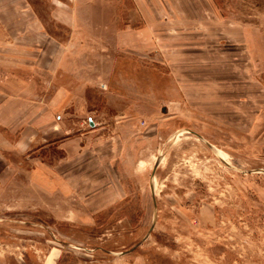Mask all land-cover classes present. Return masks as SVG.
I'll use <instances>...</instances> for the list:
<instances>
[{
	"label": "rangeland",
	"instance_id": "obj_1",
	"mask_svg": "<svg viewBox=\"0 0 264 264\" xmlns=\"http://www.w3.org/2000/svg\"><path fill=\"white\" fill-rule=\"evenodd\" d=\"M43 55L114 174L42 189L0 145V264H264V0H0V78L52 88Z\"/></svg>",
	"mask_w": 264,
	"mask_h": 264
},
{
	"label": "crops",
	"instance_id": "obj_2",
	"mask_svg": "<svg viewBox=\"0 0 264 264\" xmlns=\"http://www.w3.org/2000/svg\"><path fill=\"white\" fill-rule=\"evenodd\" d=\"M43 40L39 45L43 49L59 46L62 52L65 47L56 38ZM65 63L62 55L37 58V68L52 72L46 80L52 88H47L44 77L34 78L23 72H8L0 78V145L5 151L30 157L34 161L32 174L39 178L36 184L52 191L71 190L82 170L91 178L106 179L108 184L114 174L110 172L114 170L111 160L117 151V137L105 141L100 127L82 126L70 133L78 119H69L74 113L87 111L89 105L86 79L79 81V88L78 84L73 86L64 76ZM78 123L82 125L81 120ZM12 136L15 138H9Z\"/></svg>",
	"mask_w": 264,
	"mask_h": 264
},
{
	"label": "water",
	"instance_id": "obj_3",
	"mask_svg": "<svg viewBox=\"0 0 264 264\" xmlns=\"http://www.w3.org/2000/svg\"><path fill=\"white\" fill-rule=\"evenodd\" d=\"M91 124H93V121L91 120Z\"/></svg>",
	"mask_w": 264,
	"mask_h": 264
}]
</instances>
